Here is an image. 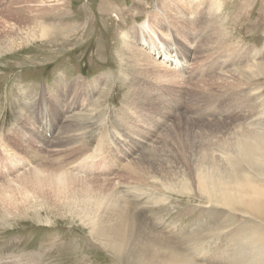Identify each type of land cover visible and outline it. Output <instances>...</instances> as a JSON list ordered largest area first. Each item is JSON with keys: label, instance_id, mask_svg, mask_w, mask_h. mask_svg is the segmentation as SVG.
I'll list each match as a JSON object with an SVG mask.
<instances>
[{"label": "rangeland", "instance_id": "obj_1", "mask_svg": "<svg viewBox=\"0 0 264 264\" xmlns=\"http://www.w3.org/2000/svg\"><path fill=\"white\" fill-rule=\"evenodd\" d=\"M159 3L164 0H0V264H174L169 263L174 256L188 258L191 264H264V207L259 208L264 203V180L243 177L245 181L237 179L241 183L224 184L226 196L212 188L211 195L202 198L195 160L190 158V153L206 151V160L199 159L212 164L208 153L214 147L238 156L234 134L264 129V70L255 66L252 90L235 93L216 81L219 77L183 93L160 94L146 83L131 91L135 73L124 50L134 44V25L151 21L152 8ZM185 3L187 16L201 12L189 19L190 25L196 20L198 31L210 25L205 24L203 10L210 9L215 18L201 38V48L224 51L238 68L264 62V0ZM177 30L181 36L183 31ZM203 57L189 61L185 73L209 62L218 67L215 58ZM180 62L178 73L183 75ZM175 80L181 83L180 78ZM140 88L144 100L138 95ZM68 102L86 103L81 111L86 120H71L74 114L63 122L67 115L50 111L54 116L46 118L52 121L54 138L48 140L41 128L43 106L63 110L64 104L72 106ZM155 109L172 115L177 123L168 133L163 131L164 141L161 136L156 150L142 156L131 169L132 176L126 177L134 156L125 157L127 152L137 156L149 148L133 140L129 145V122L138 115L144 123ZM76 128L83 131V145L68 150L60 146ZM60 130L64 136L57 140ZM115 133L126 142L117 141ZM141 135L150 136L147 131ZM2 147L11 152L4 153ZM30 149L41 155L40 161L22 167L23 151ZM163 150L170 153L169 166L159 160ZM233 158L238 171H248ZM82 159L85 163L78 162ZM51 160L63 169L79 163L83 176L75 175L85 181L66 180L60 197H54L49 186L41 190L38 187L49 181L27 174ZM252 166L264 177V165ZM111 193H118V206L108 212L100 203ZM125 200L131 206H125ZM255 200L260 201L255 205ZM195 226L199 232L190 234ZM154 227L167 235L188 233L173 242ZM135 246L154 247L140 259L142 254L132 253Z\"/></svg>", "mask_w": 264, "mask_h": 264}, {"label": "bare ground", "instance_id": "obj_2", "mask_svg": "<svg viewBox=\"0 0 264 264\" xmlns=\"http://www.w3.org/2000/svg\"><path fill=\"white\" fill-rule=\"evenodd\" d=\"M186 4L187 3H185V0H164L163 4H161V3L156 4L152 8L151 16H150L151 21L145 19L142 22L134 25L133 31H131V37L133 38L134 44L132 46L127 45V48L124 50V52L129 55L130 67L132 70H134V73H135L133 75V79H132L131 91H133L137 85H142L143 83H146L147 86L150 88L157 87L160 90L159 91L160 94H163L165 90H169V91H178L179 90L178 92L183 93L189 89H193L192 86L195 85L196 83H208V82L212 81L214 79V77H219L216 79V81H219L223 85L232 88L233 89L232 93H235L238 90L241 91L242 89H245L247 87L251 89V85H252L253 80H254V77L252 75V69H255V66H256L259 70H261V71L264 70V62H257V63H253V64L245 66V67H239L238 68V67H235L234 63L229 62L230 60L228 59V57L226 56L224 51H215V50H211V49L201 48L200 47L201 46V38L205 34V32L208 28L211 29L214 26L213 22H214L215 18H213V15L209 13L210 9H209V11H207L206 9L205 10L202 9L203 11H202L201 15H203L207 20V22L205 24H210V25L206 26L205 30L198 31V30H196V26H195L196 20H194L193 21L194 23L191 25H190V20L193 19L194 14L196 12H197V15L200 14L201 12L199 13L200 10L199 11L196 10L190 16H187L188 10L186 11ZM213 10H216V9L213 7ZM197 15L195 17H197ZM198 17H200V16H198ZM177 29H180L183 31V34L181 36H179L175 33L178 31ZM211 32H212V30H211ZM188 37H191V40ZM124 38H125V40H128L126 37H124ZM175 38L177 39V41L175 40ZM171 41H172V43H171ZM220 55H224L225 57H222ZM203 56L206 58V60H212L215 58L217 60L216 62L219 63L217 65L218 67L216 69H214L212 64H210V62H209V64H206L203 68H201L199 70H195L194 72L188 71L187 73H185L186 69L187 68L189 69V67H188L189 61H191L192 63L196 62L199 57H203ZM180 61H182L184 63V64L182 63L183 64L182 71L184 72L183 75L184 74H186V76L188 75L190 77L189 80H186L185 76L178 73L179 72L178 69L180 67L178 64L181 63ZM234 62H236V61H234ZM210 75H212V76H210ZM176 78H180L181 83H178L175 80ZM98 80H99V77H96V81H98ZM82 81H85V79H82ZM78 82H81V80L78 79ZM197 90H199L200 92H205V91L200 90V89H197ZM141 91H143V90L140 88L138 90V95H139L140 99H143L145 97H143V96L141 97ZM254 94H256V93L254 92ZM63 97H65V95ZM63 97H61V98H63ZM72 99H73V96H71V100ZM143 100H141L142 103H145ZM68 103L72 104V106L67 107L66 106L67 104H64L63 110H58V109L50 110V108L48 109V107H46V105H44L43 106V113H42L45 116L44 119H47L49 121V119H48L49 116H51V117L54 116V115H49L51 113L57 114V115H67V117L63 120V122H64L69 116L75 114V116H73L71 118V120H74L76 122L85 121L86 120L85 119L86 113L81 112V111H83L86 108V103H80V104L72 103V102H68ZM50 111H51V113H50ZM142 111H144V110H142ZM151 112H152V115L148 116V120L144 123H143L144 119L141 121L138 120L137 114H135V115H137V117H133L131 121L129 120L130 121L129 122V130L131 133V134L129 133V136L127 138L129 141L128 142L129 145L131 143L130 140L131 141L133 140V142H136V143L138 142L139 145L140 144L141 145L146 144L148 146V144H149V148L146 150V152H144L140 155H137V153H136L137 156H135V153L132 154L131 151L127 152L125 157H131L132 155H134L135 158H133L134 156H132L131 158L133 160L128 165V168L126 166V168H127L126 177L132 176L133 170L131 171V169L133 167L137 166V161L142 156H144L148 152L156 150V148L159 146L158 141H159V139H161V136H163L162 140L164 141L166 134L163 135V131H166L165 133H168L167 131H169L168 130L169 127H173L177 123V119H173L172 115H170V114H163L158 109L151 110ZM206 112H207V115H209L208 111H206ZM141 114L145 115L144 112H142ZM219 114H220L219 116L222 117L223 112H219ZM46 117H48V118H46ZM152 122H154L155 124H152ZM142 123L145 126V128L143 130L140 129V125ZM51 125H52V121H51ZM61 125H62V123H61ZM162 125L166 129L162 128L161 127ZM52 128L54 130L53 126H52ZM143 131H147V133L149 132L150 136H147L148 138H144L141 135V132H143ZM250 133L251 134H244L243 136H241L238 133L234 134L232 142L237 144L238 156H231L229 154H225V151L223 149L214 147L211 150V152L208 153L209 155H211L213 157V161H212L213 163L208 164V163L201 162V159H199V157L202 156L204 161L206 160V158H205L206 153H207L206 151H204V152L203 151H195L192 153V155L190 153V158L195 160V166L193 164L192 165L194 168V172L198 178V182H197L198 184L197 185H198V189L200 191L199 195L202 198L210 196L211 194L208 192V190H210L212 188H216L220 192L222 191L223 195L226 196L227 189L225 188L224 184L228 183V182H234L235 184L241 183V182L245 181L243 179V177L250 176L254 180H259V179L264 180V177L261 178V176H262L261 174L263 172H261V174H260L256 170V168L252 166L254 162H259V164L264 165V129L255 130V131H252ZM82 134H83V131L81 132V130H79L77 128L73 129L71 134H69L65 137V140H66L65 143H58V144H60V146H62V147L67 146V150L70 148L79 147V145H83V144H80V142L83 140ZM60 136H64V132H62V130H60L59 132H56L55 139L58 137L57 138V140H58L60 138ZM114 137H116L117 141L126 142V139H124V137L121 133H115ZM24 138H26V137H24ZM83 138H84V136H83ZM209 140L211 143L215 142V138H210ZM133 145H134V143H133ZM2 149H3V147H2ZM59 149L60 148H58V150ZM193 149L194 148H191V152L193 151ZM107 150H109V149L107 148ZM138 150H139V148H138ZM59 151H61V150H59ZM62 151L64 152V150H62ZM111 151H109V152H111ZM5 152L8 153L11 151L8 150V148H7L4 150V153ZM55 153H56V151H55ZM169 154L170 153L168 152V150H163L159 154V160L161 159L162 161H165V164L167 166H169V159H168ZM65 156H66V154H65ZM233 157H236L239 160H241V162L245 166L248 167V171H246V170L244 172L238 171L235 168L237 165V162L234 160ZM83 160L84 159H82L78 162H83ZM76 161H74V159H73L72 162H76ZM49 163H51V164H48L45 168H42L40 170H34L30 174H27V175H34L36 179L43 178L44 180L49 181V182L41 184L40 187H38L37 184L31 183V182H27L26 184H30L31 187H32V185L37 186L41 190H44L45 188H47L49 186L51 188L50 191H52L53 196L54 197H60L61 195H63V190H64L63 188H65V186L68 182L66 180H69V182L71 179H74L77 182L78 181L79 182L85 181V179L76 177L77 173H78V175H80V174L82 175L84 172V169L82 168L83 166L81 167L80 165H78L79 163L78 164L73 163V164H69L67 166V169L71 172H69L66 169V166L64 167L66 170L61 168L62 167L61 165H60L61 167L57 166L56 162L54 160H51ZM58 163H60V162H58ZM83 163H85V160ZM72 172L73 173L75 172V173L73 174ZM27 175H25V176H27ZM65 175H69V176L66 178ZM237 179H242L243 181H240ZM152 181H158V180L156 178H154ZM114 185H116V184H114ZM214 185H216L217 187H214ZM31 187H30V189H31ZM223 187H224V189H223ZM18 191H22V190H18ZM68 191H67V193H68ZM115 193H111V194L107 195V197L104 200H102V202L100 203L108 212L112 211L114 208H116L118 206V201L115 198H119V196L117 195L118 193L117 194H115ZM138 199L140 200V197ZM133 200H135V199H133ZM258 201H260V200H255L254 204L256 205V203ZM125 206H131L130 202L125 200ZM261 207H264V203L259 205V208H261ZM255 209H258V206ZM118 228L126 230L123 225H119ZM154 228L157 231H159V233H161L162 235L166 236L169 240L174 242L173 238L171 237L172 234L167 235V232L160 231L159 227H154ZM197 230H198V227L195 226L192 228L191 232L190 231L189 232H190V234L199 232ZM187 233L188 232H186L184 234H187ZM183 235L181 237H183ZM132 239L133 240L135 239L134 233L132 234ZM151 241L153 243H155L153 240H151ZM159 241L165 242V237H160ZM153 247L154 246H144V247L135 246L132 250V253L133 254H142L140 256V259H142L145 252L147 250L152 249ZM186 260H188V258L183 259V258L174 256V258L169 259V263L191 264L190 262H188Z\"/></svg>", "mask_w": 264, "mask_h": 264}, {"label": "water", "instance_id": "obj_3", "mask_svg": "<svg viewBox=\"0 0 264 264\" xmlns=\"http://www.w3.org/2000/svg\"><path fill=\"white\" fill-rule=\"evenodd\" d=\"M171 234H172L171 237H172L173 239H177V240H179V239L181 238V236H182L184 233H183V234H182V233H174V234L171 233Z\"/></svg>", "mask_w": 264, "mask_h": 264}]
</instances>
